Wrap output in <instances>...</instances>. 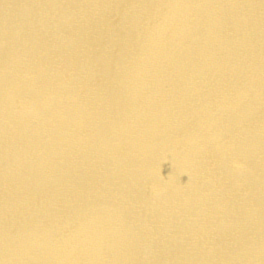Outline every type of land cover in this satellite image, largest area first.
Returning a JSON list of instances; mask_svg holds the SVG:
<instances>
[{
    "label": "bare ground",
    "instance_id": "bare-ground-1",
    "mask_svg": "<svg viewBox=\"0 0 264 264\" xmlns=\"http://www.w3.org/2000/svg\"><path fill=\"white\" fill-rule=\"evenodd\" d=\"M0 264H264V0H0Z\"/></svg>",
    "mask_w": 264,
    "mask_h": 264
}]
</instances>
